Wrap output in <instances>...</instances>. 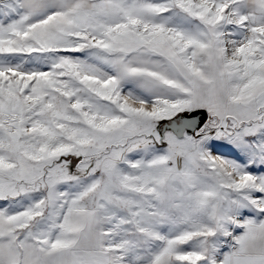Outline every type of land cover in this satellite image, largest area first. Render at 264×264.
<instances>
[{"label": "snow or ice", "instance_id": "snow-or-ice-1", "mask_svg": "<svg viewBox=\"0 0 264 264\" xmlns=\"http://www.w3.org/2000/svg\"><path fill=\"white\" fill-rule=\"evenodd\" d=\"M0 264H264V0H0Z\"/></svg>", "mask_w": 264, "mask_h": 264}]
</instances>
